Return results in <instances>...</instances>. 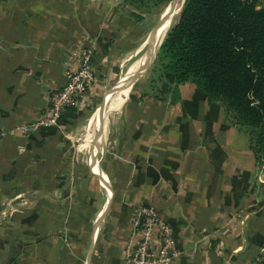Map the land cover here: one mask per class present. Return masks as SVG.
<instances>
[{
    "label": "crops",
    "instance_id": "crops-1",
    "mask_svg": "<svg viewBox=\"0 0 264 264\" xmlns=\"http://www.w3.org/2000/svg\"><path fill=\"white\" fill-rule=\"evenodd\" d=\"M131 11L141 15L124 0H0V264H125L141 204L174 226L181 264H264V165L220 103L192 82L160 99L150 80L130 81L99 119L145 62L124 69L148 44ZM84 46L97 79L83 103L15 132L45 112Z\"/></svg>",
    "mask_w": 264,
    "mask_h": 264
},
{
    "label": "trees",
    "instance_id": "trees-1",
    "mask_svg": "<svg viewBox=\"0 0 264 264\" xmlns=\"http://www.w3.org/2000/svg\"><path fill=\"white\" fill-rule=\"evenodd\" d=\"M124 1L141 8L150 0ZM131 16L139 20L136 12ZM155 68L163 81L159 87L153 81L155 96L178 99L180 84L195 83L248 135L264 165V6L257 0H185Z\"/></svg>",
    "mask_w": 264,
    "mask_h": 264
},
{
    "label": "built area",
    "instance_id": "built-area-1",
    "mask_svg": "<svg viewBox=\"0 0 264 264\" xmlns=\"http://www.w3.org/2000/svg\"><path fill=\"white\" fill-rule=\"evenodd\" d=\"M73 58L76 67L67 71L65 86L51 93L45 112L34 121L17 124L15 132H31L56 126L68 108L82 104L87 98L97 79L93 48L81 47L76 50ZM132 224L139 238L128 243L125 264H181L175 228L154 205H139Z\"/></svg>",
    "mask_w": 264,
    "mask_h": 264
},
{
    "label": "rangeland",
    "instance_id": "rangeland-1",
    "mask_svg": "<svg viewBox=\"0 0 264 264\" xmlns=\"http://www.w3.org/2000/svg\"><path fill=\"white\" fill-rule=\"evenodd\" d=\"M172 0H165L164 2H162V3H158V2H154V1H148L147 3H145V4H143L142 6H141V8H136L135 7V9L139 12V13H141V15L140 14H138L139 15V21L141 22L142 20H144L143 21V29H144V31L146 32H144L147 36L145 37L146 38V40H147V38H149L150 37V35H151V32L153 31V29L155 28V26L158 24V22L160 21V19H161V17H162V15H163V13L165 12V10L168 8V6L170 5V2H171ZM257 2H258V4L260 5V6H264V0H257ZM179 4H182L181 5V8H180V10H179V13H177L175 16H174V18H173V20L171 21V24H170V26H169V29L171 28V26L173 25V24H175L176 22H177V20H178V18H179V16H180V12H181V10H182V7H183V5H184V0H183V3H182V1L180 0L179 1V3H178V5ZM131 5V4H130ZM177 5V6H178ZM176 6V7H177ZM143 15V16H142ZM136 20L138 19V18H136V17H134ZM168 29V30H169ZM157 41V40H156ZM148 48H149V44H146L145 45V47H144V49L140 52V53H136V55L132 58V60H130V61H128V62H126V65H125V67H124V69H125V71H126V69H127V67L131 64V62L133 61V59H136L137 57H140V56H142V55H145V53L147 52V50H148ZM140 61L141 60H138V61H135V63H133V64H131L130 65V68L128 69V73L129 74H132L135 70H136V68L138 67V65H139V63H140ZM156 67V59H155V61L153 62V64L149 67V69L146 71V73H144L142 76H140L139 78H138V80L136 81V84H135V86H134V89L136 88V87H138V86H140V85H142L145 81H148V80H150V82L153 84V81L155 82L156 81V83H154L155 85H156V87H159L160 85H161V83L163 82L162 80H160V81H158L157 79H158V77H159V75H160V71L157 69V68H155ZM119 79H120V77H118V78H116V79H114L113 81H112V85H106V87H105V89L103 90L104 92L106 91H108L112 86H114L118 81H119ZM104 92H102V93H104ZM102 96H105V95H103L102 94ZM88 120H89V118H87L86 120H85V122H84V126H83V128H82V130H81V132H80V134L78 135V137H77V146L84 140V136H85V133H86V125H87V123H88ZM90 152H91V149L90 150H88V149H83V151H81V155H82V158L83 159H85V160H88V158H89V156H90ZM5 217V214L4 213H1L0 214V218H1V220L3 219ZM1 222V221H0Z\"/></svg>",
    "mask_w": 264,
    "mask_h": 264
},
{
    "label": "water",
    "instance_id": "water-1",
    "mask_svg": "<svg viewBox=\"0 0 264 264\" xmlns=\"http://www.w3.org/2000/svg\"><path fill=\"white\" fill-rule=\"evenodd\" d=\"M180 0H172L170 2V5L168 6V8L165 10V12L163 13L160 21L158 22V24L155 26V28L153 29V31L151 32L148 44H149V48L147 50V52L145 53V62L143 64V67L133 73V74H129L127 73V75H125L122 79H120V81L114 86L112 87V89H110V91L106 94L104 102L100 105L98 113H99V119L103 118V116L105 115V112L107 111V106H108V96L111 92L116 91L117 89H119L120 87H122L125 83L133 81V83H135L138 78L140 76H142L144 73H146V71L149 69V67L153 64V62L155 61L157 54L159 52V49L163 43L164 38H160L159 42L157 43L156 41V37L159 34V30L162 29L164 27V25L170 20V17L172 16L175 7L178 5ZM185 2V0H184ZM166 36V35H165ZM159 38V37H158ZM158 40V39H157ZM102 133H103V125L99 126L96 128V133H95V138H94V144H97V142L99 141V139L102 137ZM99 151H96V149L93 150V155H92V162L95 163L96 165H98V161H97V156H98ZM98 173L104 177V174L102 173V171L98 170Z\"/></svg>",
    "mask_w": 264,
    "mask_h": 264
},
{
    "label": "bare ground",
    "instance_id": "bare-ground-1",
    "mask_svg": "<svg viewBox=\"0 0 264 264\" xmlns=\"http://www.w3.org/2000/svg\"><path fill=\"white\" fill-rule=\"evenodd\" d=\"M182 1V3H183V0H181ZM181 5L182 4H179L177 7H175V9H174V12H173V14H172V16L170 17V20L164 25V27L162 28V29H160L159 30V34L157 35V37H156V40H157V43L159 42V40H160V38H164L165 37V35L167 34V32H168V29H169V26H170V24H171V21L173 20V18H174V16L177 14V13H179V10H180V8H181ZM159 37V38H158ZM150 38V37H149ZM149 38H148V41H149ZM144 64V63H143ZM136 71V70H135ZM120 93V90L119 89H117L116 91H114V92H112L111 94H110V96H109V101H112L113 102V100H114V96L117 94V93ZM116 100V99H115ZM110 103L109 104V107H108V109L109 110H112V107H113V103ZM111 115V114H110ZM102 124V123H101ZM109 126V125H108ZM109 128V127H108ZM106 130V129H105ZM106 132H107V130H106ZM105 135V134H104Z\"/></svg>",
    "mask_w": 264,
    "mask_h": 264
}]
</instances>
